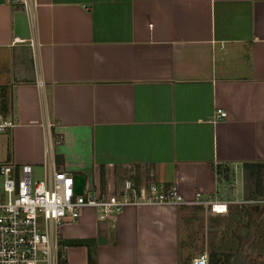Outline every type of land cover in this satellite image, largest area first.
Listing matches in <instances>:
<instances>
[{"label": "crops", "instance_id": "obj_1", "mask_svg": "<svg viewBox=\"0 0 264 264\" xmlns=\"http://www.w3.org/2000/svg\"><path fill=\"white\" fill-rule=\"evenodd\" d=\"M6 62L15 125L0 162L42 178L55 163L98 192L131 166L137 184L177 186L186 201L128 206L115 221L85 207L60 227L63 264H88L90 249L96 264H183L221 232L209 203L264 200L224 190L229 173L238 183L264 165V0L5 2L0 77Z\"/></svg>", "mask_w": 264, "mask_h": 264}, {"label": "built area", "instance_id": "obj_2", "mask_svg": "<svg viewBox=\"0 0 264 264\" xmlns=\"http://www.w3.org/2000/svg\"><path fill=\"white\" fill-rule=\"evenodd\" d=\"M12 5L30 0H6ZM13 41L22 42L18 38ZM216 117H226L218 109ZM12 115L0 111V134L13 129ZM60 138L56 140L58 143ZM108 192H98L85 179L83 191L74 190V174L47 164L42 179H36L31 164L0 162V264H60V227L66 220L76 221L85 207H92L104 220L115 221L128 206H180L186 204L177 186L166 188L149 181L137 184L135 168ZM153 177L152 171L148 172ZM200 194L193 204H199ZM257 205L264 200H245ZM210 210L217 215L228 212L227 202H212ZM217 206H222L219 211ZM191 264H210L207 254L191 259Z\"/></svg>", "mask_w": 264, "mask_h": 264}, {"label": "rangeland", "instance_id": "obj_3", "mask_svg": "<svg viewBox=\"0 0 264 264\" xmlns=\"http://www.w3.org/2000/svg\"><path fill=\"white\" fill-rule=\"evenodd\" d=\"M5 76L0 77V111L8 106L10 90L8 85L12 77V71L8 62ZM5 79V80H3ZM7 84V85H5ZM12 141L10 135L0 134V154L11 152ZM36 179H42V170H37ZM237 181L233 174L229 173L224 184L225 197L227 200L236 199L235 189L240 188L243 198H264V165L259 164L254 168L244 171L243 177ZM238 184V187L236 186ZM241 195V196H242ZM196 213L188 211L187 218L194 219ZM217 214L211 213L210 216ZM194 216V217H193ZM202 218V216H200ZM199 220V219H198ZM222 227L220 234L218 230H212L211 246L208 252L210 264H264V214L259 215L254 209L244 204L231 202L228 212L220 215L212 222V228ZM215 226V227H214ZM220 235V237H219ZM222 252L218 254V246ZM193 254L185 256L183 264H191ZM62 264V259L60 261Z\"/></svg>", "mask_w": 264, "mask_h": 264}, {"label": "water", "instance_id": "obj_4", "mask_svg": "<svg viewBox=\"0 0 264 264\" xmlns=\"http://www.w3.org/2000/svg\"><path fill=\"white\" fill-rule=\"evenodd\" d=\"M6 0H0V4L5 3ZM85 183V177L80 174H74V190L76 193L81 194ZM254 210H258V206H254Z\"/></svg>", "mask_w": 264, "mask_h": 264}, {"label": "trees", "instance_id": "obj_5", "mask_svg": "<svg viewBox=\"0 0 264 264\" xmlns=\"http://www.w3.org/2000/svg\"><path fill=\"white\" fill-rule=\"evenodd\" d=\"M88 264H96V252H95V249H90V251H89Z\"/></svg>", "mask_w": 264, "mask_h": 264}, {"label": "bare ground", "instance_id": "obj_6", "mask_svg": "<svg viewBox=\"0 0 264 264\" xmlns=\"http://www.w3.org/2000/svg\"><path fill=\"white\" fill-rule=\"evenodd\" d=\"M217 209L221 212L223 211V207L222 206H217Z\"/></svg>", "mask_w": 264, "mask_h": 264}]
</instances>
